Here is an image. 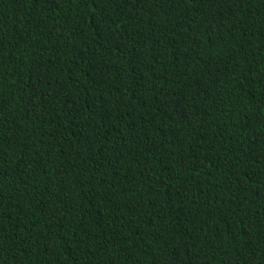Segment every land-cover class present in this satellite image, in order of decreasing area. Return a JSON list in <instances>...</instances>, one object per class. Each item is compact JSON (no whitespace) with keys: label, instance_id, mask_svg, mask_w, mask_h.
Returning <instances> with one entry per match:
<instances>
[{"label":"trees","instance_id":"obj_1","mask_svg":"<svg viewBox=\"0 0 264 264\" xmlns=\"http://www.w3.org/2000/svg\"><path fill=\"white\" fill-rule=\"evenodd\" d=\"M0 264H264V0H0Z\"/></svg>","mask_w":264,"mask_h":264}]
</instances>
